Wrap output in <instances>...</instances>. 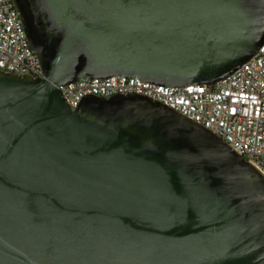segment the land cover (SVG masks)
I'll list each match as a JSON object with an SVG mask.
<instances>
[{"label": "water", "instance_id": "1", "mask_svg": "<svg viewBox=\"0 0 264 264\" xmlns=\"http://www.w3.org/2000/svg\"><path fill=\"white\" fill-rule=\"evenodd\" d=\"M44 77L0 69V264H264V175L110 75L212 85L264 43V0H12Z\"/></svg>", "mask_w": 264, "mask_h": 264}, {"label": "built area", "instance_id": "2", "mask_svg": "<svg viewBox=\"0 0 264 264\" xmlns=\"http://www.w3.org/2000/svg\"><path fill=\"white\" fill-rule=\"evenodd\" d=\"M0 69L44 77L12 0H0ZM58 89L74 109L86 95L137 94L160 102L220 136L264 175V43L212 85L166 86L136 77L79 78Z\"/></svg>", "mask_w": 264, "mask_h": 264}]
</instances>
